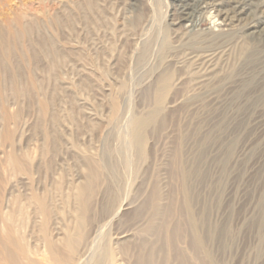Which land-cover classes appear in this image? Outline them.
I'll list each match as a JSON object with an SVG mask.
<instances>
[{"label":"rangeland","instance_id":"obj_1","mask_svg":"<svg viewBox=\"0 0 264 264\" xmlns=\"http://www.w3.org/2000/svg\"><path fill=\"white\" fill-rule=\"evenodd\" d=\"M254 1L258 7L264 2ZM176 4L0 0V221L11 216L32 252L76 227L72 190L83 182L88 158L103 165L123 149L135 162L134 171L111 185L120 200L147 192L152 180L179 202L170 168L182 133L193 130L184 152L193 157L201 137L210 136L205 169L209 188L219 195H210V220L222 226L228 220L231 231L224 253L214 245L212 264H264V224L259 228L253 221L264 195V38L213 41L208 33L218 22L211 13L184 44L175 37L180 30L169 25ZM208 50L221 52L217 71L223 84L197 90L193 74L178 83L182 72L175 63ZM226 77L252 83L234 97L226 92ZM151 113L149 122L138 124L136 156L128 144L129 123ZM42 200L50 217L38 213ZM129 228L124 218L105 233H91L80 251L82 264H95L105 244L112 252L108 264L123 260L112 245L115 234ZM181 240L177 248L189 254L187 237Z\"/></svg>","mask_w":264,"mask_h":264},{"label":"bare ground","instance_id":"obj_2","mask_svg":"<svg viewBox=\"0 0 264 264\" xmlns=\"http://www.w3.org/2000/svg\"><path fill=\"white\" fill-rule=\"evenodd\" d=\"M175 2L177 3L175 15L169 25L177 31L180 30L175 37L184 44L188 42V37L194 35L201 17L211 13L218 22L217 29L208 33L213 41L217 42L220 39L250 41L264 38V5L262 6L264 2L259 7L254 0H175ZM11 45L12 41L4 43L3 52L7 54ZM143 58L144 55L141 59ZM220 58L221 52L217 53L214 50L199 54L189 53L183 61L179 60L175 63L182 72V78L179 77L178 83L194 75L197 90H206L211 85L223 84L224 78L217 71ZM241 82L237 78L229 80L226 77V92L238 97L240 87L252 83L251 80L243 85ZM208 99L215 104L216 98L211 94L208 95ZM153 114L147 115L146 119L132 120L129 123L132 135L128 144L134 148L136 156L140 153L136 146L139 138L135 135L139 130L138 124L149 122ZM122 130L119 129L118 132L122 133ZM190 134H194V131L185 130L182 133L180 145L174 153L170 168V178L178 184V195L181 197L179 202L174 201L171 194L163 191L159 183L152 180L147 183V192H140V195L138 193L132 201L120 200V194L114 193L113 186H118L129 169H136L135 162L127 158L123 149L110 153L103 165L88 158L83 182L72 190L73 202L76 206L75 219L72 218L76 222L73 231H68L55 241L45 239L41 250L38 247L40 243L37 246L39 249L35 248L36 250L32 252L18 237L16 228L13 227V219H9L11 216L7 217L6 221H0V264H82L80 251L86 248L90 234L105 233L107 228L124 218L131 228L120 230L115 234L112 250L116 251L119 257H124L115 264H168L170 260H174L177 264H188L190 259L197 263L212 264L214 245L216 244L215 247L217 246L216 248L224 253L230 244L226 240L231 241L229 238L231 231L229 225L227 226L228 220L226 226L218 225L215 221L212 223L210 220V195L212 192L216 194L217 191L208 186L209 172L205 169L203 155L206 147L209 146L210 136H202L198 141V152L193 157H189L184 152V145ZM108 177L111 179H107ZM43 201L38 202L37 209L40 215L47 217L50 211L47 203ZM256 205L257 213L252 218L257 227L261 228L264 224V195L259 196ZM84 225L89 226L85 233ZM184 235L188 240L189 254L177 248L179 240H183ZM110 248L107 244L103 245L95 264L110 262L112 253ZM95 250L97 251L96 248Z\"/></svg>","mask_w":264,"mask_h":264}]
</instances>
